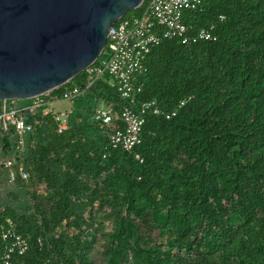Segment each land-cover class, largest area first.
<instances>
[{"label":"trees","instance_id":"16d2710c","mask_svg":"<svg viewBox=\"0 0 264 264\" xmlns=\"http://www.w3.org/2000/svg\"><path fill=\"white\" fill-rule=\"evenodd\" d=\"M183 20L216 38L164 39L147 56L138 98L177 112L147 115L131 151L110 148L92 120L96 101L122 104L105 80L74 100L61 132L47 104L29 111L20 155L0 127V158L28 173L0 184V217L29 245L13 264H264V0H204Z\"/></svg>","mask_w":264,"mask_h":264},{"label":"built area","instance_id":"2783aa9c","mask_svg":"<svg viewBox=\"0 0 264 264\" xmlns=\"http://www.w3.org/2000/svg\"><path fill=\"white\" fill-rule=\"evenodd\" d=\"M203 2L204 0H148L140 15L124 16L109 27L107 43L110 44H106L99 57L84 69V88L78 85L66 88L60 98L52 101H46L40 95L32 98L28 104L0 105V127L15 133L18 154L24 151L27 137L33 129L28 121L29 111L38 110L47 104L48 108L43 113L51 112L55 115V119L60 122L58 132H61L66 126L67 114L72 112L74 100L84 96L101 80L115 88L122 104L116 109L112 104L96 101L92 120L99 124L110 148L131 151L140 144L141 129L147 115L160 114L170 118L177 112L159 108L155 100L141 101L138 98L142 89V77L147 71V56L164 39L179 38L181 43L214 40L216 37L211 29L200 28L195 33H189L183 20L186 11L201 7ZM64 101L72 103L67 111L59 112L51 108L52 104ZM98 102H102L103 107L99 108ZM184 102L185 100L181 101L178 107ZM135 156L139 158L137 154ZM3 172H6L8 184L15 183L18 178H28L21 161L9 157L0 158L1 176ZM0 236L7 241V245L0 251V264H13L12 256L24 254L29 247L27 239L15 230L10 217H0Z\"/></svg>","mask_w":264,"mask_h":264},{"label":"water","instance_id":"95a60500","mask_svg":"<svg viewBox=\"0 0 264 264\" xmlns=\"http://www.w3.org/2000/svg\"><path fill=\"white\" fill-rule=\"evenodd\" d=\"M144 0H0V101L32 99L94 62Z\"/></svg>","mask_w":264,"mask_h":264},{"label":"rangeland","instance_id":"374dc122","mask_svg":"<svg viewBox=\"0 0 264 264\" xmlns=\"http://www.w3.org/2000/svg\"><path fill=\"white\" fill-rule=\"evenodd\" d=\"M30 101H31V99H14L12 101V104L14 106H19V105H23V104H28ZM71 107H72V103L70 101H64V102H61V103H54V104L51 105V108H55L59 112L67 111ZM98 107L99 108L103 107L102 102H98ZM0 155H3V154L0 152ZM1 183H3V181ZM0 187L1 188H4V187L6 188V186H0Z\"/></svg>","mask_w":264,"mask_h":264},{"label":"crops","instance_id":"0c3cea01","mask_svg":"<svg viewBox=\"0 0 264 264\" xmlns=\"http://www.w3.org/2000/svg\"><path fill=\"white\" fill-rule=\"evenodd\" d=\"M2 179H3V176H1V173H0V183L2 182Z\"/></svg>","mask_w":264,"mask_h":264}]
</instances>
